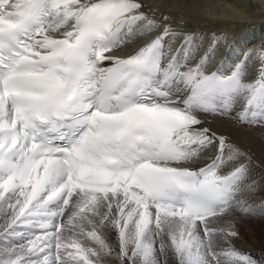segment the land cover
Returning <instances> with one entry per match:
<instances>
[{"label": "snow or ice", "instance_id": "snow-or-ice-1", "mask_svg": "<svg viewBox=\"0 0 264 264\" xmlns=\"http://www.w3.org/2000/svg\"><path fill=\"white\" fill-rule=\"evenodd\" d=\"M143 8L0 0V264H256L251 157L205 125L264 126V45L214 65L226 36Z\"/></svg>", "mask_w": 264, "mask_h": 264}, {"label": "bare ground", "instance_id": "bare-ground-1", "mask_svg": "<svg viewBox=\"0 0 264 264\" xmlns=\"http://www.w3.org/2000/svg\"><path fill=\"white\" fill-rule=\"evenodd\" d=\"M144 4L143 11L151 14L155 11L157 17L161 12L173 18V24L180 25L185 31L210 38L211 34L221 33L227 27L230 40L240 43V36L246 29L254 31L264 26V0H140ZM177 4L179 5L177 7ZM183 11L193 16H224L219 21L191 20L184 14H172ZM218 35V34H217ZM264 36L263 35L261 37ZM246 37V36H245ZM261 37L259 39H261ZM258 39V40H259ZM233 42V41H231ZM242 43V42H241ZM251 43V44H250ZM247 45H252L250 42ZM179 41L175 45H178ZM255 45V42L252 46ZM249 47V46H246ZM210 126L218 135H224L229 143L235 144L251 157L249 163L250 182H255V191H246L242 199L247 201L244 211L234 207L225 220L234 226L238 233L231 238L232 246L239 252L249 255L256 264H264V134L258 130L238 127L231 121L208 120L205 126ZM106 264H118L114 258L106 260Z\"/></svg>", "mask_w": 264, "mask_h": 264}, {"label": "rangeland", "instance_id": "rangeland-1", "mask_svg": "<svg viewBox=\"0 0 264 264\" xmlns=\"http://www.w3.org/2000/svg\"><path fill=\"white\" fill-rule=\"evenodd\" d=\"M179 13H182V14H184L187 18H189V19H191V20H197L198 18L199 19H201L202 20V24H204L207 20L208 21H217V20H219V21H221L222 20V17L224 18V16H214L212 13H210V14H208V15H206V16H197V17H195V16H193L192 14H189V13H185V12H183V11H176V12H174V13H172V14H179ZM204 22V23H203ZM228 28L227 27H223V30H222V32H223V36H226L228 39H227V42L226 43H230L231 41H234V39L233 40H230V37L229 36H227L228 35V30H227ZM248 29H246L245 31H247ZM263 32H264V26H262V27H260L259 28V30H258V32L256 33V34H254L253 35V43H252V45L254 44V42H256L257 40V38H258V36H260V35H263ZM227 35H226V34ZM218 35H220V33H217ZM246 37L244 36V38H240V40L241 39H245ZM244 41V40H243ZM242 41V42H243ZM250 42V41H249ZM226 43H224V44H226ZM251 44V43H250ZM246 46H250V45H246Z\"/></svg>", "mask_w": 264, "mask_h": 264}]
</instances>
